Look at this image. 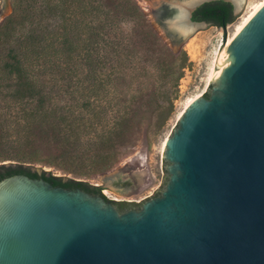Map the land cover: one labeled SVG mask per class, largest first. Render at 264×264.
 <instances>
[{"label": "water", "instance_id": "obj_1", "mask_svg": "<svg viewBox=\"0 0 264 264\" xmlns=\"http://www.w3.org/2000/svg\"><path fill=\"white\" fill-rule=\"evenodd\" d=\"M213 1L242 5L159 0L147 16L178 48L213 26L191 19ZM220 53L205 93L168 126L159 193L120 211L43 178L1 179L0 264H264V4Z\"/></svg>", "mask_w": 264, "mask_h": 264}, {"label": "trees", "instance_id": "obj_2", "mask_svg": "<svg viewBox=\"0 0 264 264\" xmlns=\"http://www.w3.org/2000/svg\"><path fill=\"white\" fill-rule=\"evenodd\" d=\"M10 7L0 20V180L24 174L103 196L100 187L32 168L76 178L109 169L117 146L141 126L154 133L170 120L188 58L164 43L136 0H10ZM235 18L224 1L192 14L216 27ZM63 79L75 82L67 87L72 102L62 105L53 87ZM44 148L56 156L42 157Z\"/></svg>", "mask_w": 264, "mask_h": 264}, {"label": "rangeland", "instance_id": "obj_3", "mask_svg": "<svg viewBox=\"0 0 264 264\" xmlns=\"http://www.w3.org/2000/svg\"><path fill=\"white\" fill-rule=\"evenodd\" d=\"M136 1L147 16L152 8L151 3L159 0ZM260 1L262 0H242L241 8L234 13L236 17L234 22L227 24L225 30L216 26L199 28L188 36L178 48H171L161 36L164 43L172 50L185 52L189 67L185 69L178 85V96L174 101V113L160 131L154 133L149 131L147 133L145 132V125L141 126L139 132L133 136L131 141L117 146L115 162L112 163L109 169L101 172L76 178L72 174L63 173L51 167L37 165L36 169L50 172L52 175L62 177L64 180L75 179L86 182L91 186L100 187L103 196L123 204L140 201L159 193L164 187L161 167V143L169 124L180 115L187 99L205 93L209 84V74L214 58L220 53L221 48L226 45L229 37L233 35L244 16L249 14L254 5ZM10 12V0H0V20ZM147 18L159 34L151 19L148 16ZM143 55L146 57L145 53ZM74 82L75 80L70 82L63 79L55 83L53 89L60 98L62 105L72 102L71 95L67 93V87ZM149 117V115H145L142 121H148ZM40 152L42 157L56 156L55 150L52 149L44 148ZM85 164V168H89L91 163L85 161ZM106 175H112L114 179L119 178L122 183L119 182V185L115 186L105 184L103 176Z\"/></svg>", "mask_w": 264, "mask_h": 264}, {"label": "bare ground", "instance_id": "obj_4", "mask_svg": "<svg viewBox=\"0 0 264 264\" xmlns=\"http://www.w3.org/2000/svg\"><path fill=\"white\" fill-rule=\"evenodd\" d=\"M236 1V3H239L240 2V0H235ZM264 4V0H262V1H260V2H258L256 5H254V7L251 9V11L249 12V14H247L246 16H244V18H243V20H242V22L236 27V29H235V32L233 33V35L231 36V37H229V39H228V41H227V43H226V45L228 44V42L231 40V38L234 36V34L238 31V29L243 25V23L250 17V16H252L262 5ZM225 45V46H226ZM221 54L222 53H218L217 54V56L214 58V61H213V64H212V66H211V69H210V74H209V82H210V79H211V77H212V75H213V72H214V70H215V68H216V65H217V63H218V61H219V58H220V56H221ZM196 97H194V98H189V99H187V101L185 102V104H184V107H183V109H182V111L188 106V104L190 103V102H192L194 99H195ZM182 111L180 112V114L182 113ZM125 181V180H124ZM122 183V182H121ZM130 184V183H129ZM122 186V185H121ZM106 192V191H105ZM107 193V192H106Z\"/></svg>", "mask_w": 264, "mask_h": 264}, {"label": "flooded vegetation", "instance_id": "obj_5", "mask_svg": "<svg viewBox=\"0 0 264 264\" xmlns=\"http://www.w3.org/2000/svg\"><path fill=\"white\" fill-rule=\"evenodd\" d=\"M241 2H242V0H240ZM193 14V13H192ZM191 19H192V17H191ZM118 208H119V210L120 211H124V210H126V209H129V208H131V207H128V206H117Z\"/></svg>", "mask_w": 264, "mask_h": 264}]
</instances>
